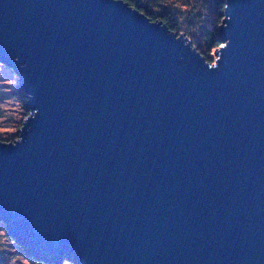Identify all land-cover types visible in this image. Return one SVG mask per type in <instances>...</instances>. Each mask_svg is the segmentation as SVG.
Wrapping results in <instances>:
<instances>
[{
	"label": "water",
	"instance_id": "water-1",
	"mask_svg": "<svg viewBox=\"0 0 264 264\" xmlns=\"http://www.w3.org/2000/svg\"><path fill=\"white\" fill-rule=\"evenodd\" d=\"M207 63L123 0H0L29 115L0 222L35 259L264 264V0H223Z\"/></svg>",
	"mask_w": 264,
	"mask_h": 264
},
{
	"label": "trees",
	"instance_id": "trees-1",
	"mask_svg": "<svg viewBox=\"0 0 264 264\" xmlns=\"http://www.w3.org/2000/svg\"><path fill=\"white\" fill-rule=\"evenodd\" d=\"M129 6L134 7L140 13L149 17L152 21H162L167 25L170 31L180 30V33H185L192 40L193 45L200 51L204 60L212 64V51L221 45L217 28L219 26L221 13L224 10V4L219 5L221 0H123ZM223 1V0H222ZM138 5L141 8H138ZM183 9V10H182ZM173 12L176 14V20L168 21L163 19L162 13ZM14 95L18 98L24 115L29 114L26 108V97L18 88ZM1 223V222H0ZM8 236V235H7ZM9 237V236H8ZM17 247L25 253L30 260L40 262L42 264H57L55 261L44 262L35 259L25 247L19 245L13 238L10 237ZM58 264H76L72 259L63 258Z\"/></svg>",
	"mask_w": 264,
	"mask_h": 264
},
{
	"label": "rangeland",
	"instance_id": "rangeland-1",
	"mask_svg": "<svg viewBox=\"0 0 264 264\" xmlns=\"http://www.w3.org/2000/svg\"><path fill=\"white\" fill-rule=\"evenodd\" d=\"M183 10V9H182ZM222 16L220 17L221 23ZM173 32V31H172ZM179 32H181L179 30ZM191 39L189 36H186ZM192 42V41H191ZM212 51L213 62L215 60ZM18 90V81L11 69L0 64V141H11L18 133L27 116L14 92ZM0 264H42L30 260L7 236L5 226L0 223Z\"/></svg>",
	"mask_w": 264,
	"mask_h": 264
},
{
	"label": "flooded vegetation",
	"instance_id": "flooded-vegetation-1",
	"mask_svg": "<svg viewBox=\"0 0 264 264\" xmlns=\"http://www.w3.org/2000/svg\"><path fill=\"white\" fill-rule=\"evenodd\" d=\"M218 4L219 5H222L223 4V1L221 0V1H218ZM131 8H134V7H132V6H130ZM141 8V6L140 5H138V8ZM143 14V13H142ZM162 17H163V19H165V20H168V21H174V20H176L177 18H176V14H174L173 12H164V13H162ZM162 22V21H161ZM167 26V25H166Z\"/></svg>",
	"mask_w": 264,
	"mask_h": 264
}]
</instances>
